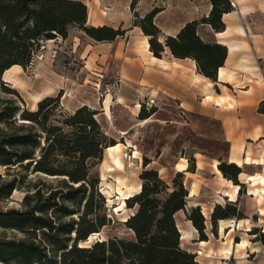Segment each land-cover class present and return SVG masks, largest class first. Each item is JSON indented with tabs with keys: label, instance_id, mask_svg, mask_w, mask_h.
I'll use <instances>...</instances> for the list:
<instances>
[{
	"label": "crops",
	"instance_id": "0c3cea01",
	"mask_svg": "<svg viewBox=\"0 0 264 264\" xmlns=\"http://www.w3.org/2000/svg\"><path fill=\"white\" fill-rule=\"evenodd\" d=\"M77 1L87 7V25L121 28L125 34L112 41H96L78 26H71L65 38L56 36L46 42L41 60L27 69L13 64L0 78L19 92L31 110L42 98L59 91L66 108L93 105L99 85L108 87L119 79L116 103L138 111L143 99L171 100L182 112L199 114L202 138L223 143V156L213 158L195 152L194 170H188L186 159L177 162L176 168L165 165L157 169L168 177L183 172L188 192L186 210L199 206L206 217L207 239L199 240L185 213L182 217L180 210L174 214L180 246L194 253L200 264H227L230 260L235 264H264V247L249 233L253 227L264 230V0H230L233 7L222 14V31L207 23L196 26L204 42H217L227 49L216 81L199 73L194 59L176 58L167 47L160 57L154 56L149 36L135 23L156 9L153 21L163 43L186 23L208 16L209 0H135L134 7L133 0ZM102 97L101 110L106 114L110 93L104 90ZM107 152V159L121 168V143L107 147ZM220 161L241 168L237 177L240 184L222 175L217 168ZM136 189L122 188L134 194ZM226 202L235 203L245 217L219 219L214 234L208 216L215 204ZM235 236L239 237L237 242Z\"/></svg>",
	"mask_w": 264,
	"mask_h": 264
},
{
	"label": "trees",
	"instance_id": "16d2710c",
	"mask_svg": "<svg viewBox=\"0 0 264 264\" xmlns=\"http://www.w3.org/2000/svg\"><path fill=\"white\" fill-rule=\"evenodd\" d=\"M209 1L208 16L186 23L175 36H167L163 43L159 41V29L153 21L156 9L137 18L135 23L149 36V49L154 56L160 57L167 47L176 58L194 59L198 72L216 81V71L223 64L227 49L217 42H204L197 35L196 26L207 23L214 30L222 31V14L233 6L230 0ZM134 4L135 0L132 7ZM86 16V5L77 0H0V76L13 64L27 69L32 63L38 38H65L70 26H78L96 41H112L125 34L121 28L89 26ZM0 84L4 86L5 82L0 79ZM7 89L15 98L0 97V166L8 170L14 166L15 173L8 179L0 174V199L9 197L14 189L23 185L24 171L63 177L56 188H42L43 182L32 185L33 192L27 188L21 201L23 209L0 210V227L24 234L21 239L0 237L1 262L200 264L194 253L181 248L174 218V214L186 205L188 192L183 181L173 179L172 188L167 191L168 184L152 169L139 174L143 181L139 192L125 201L126 207H137L124 221L134 232V239L111 238L96 241L90 247L79 246V242L109 222L106 213L97 212V207H103V197L97 190V179L88 176L87 160L101 161L103 150L116 142L101 130L95 118L96 110L86 105L69 115L63 126L48 124L51 110L58 105L62 91L42 98L36 109L30 110L18 104V101H24L17 90ZM141 113L140 109L139 117L145 118L147 114ZM42 138L44 144H41ZM58 156L64 158L59 166L54 164ZM218 169L234 184H240L237 177L241 168L237 164L220 161ZM162 192L166 194L163 198L159 197ZM234 217H245L235 203L215 204L210 214L212 232L215 234L219 219ZM186 219L197 229L198 239L206 240L205 218L200 207H190ZM37 233H40L38 239ZM249 233L255 234V240L264 246V231L253 227ZM238 240L235 236L234 241ZM227 264L235 263L230 260Z\"/></svg>",
	"mask_w": 264,
	"mask_h": 264
},
{
	"label": "rangeland",
	"instance_id": "374dc122",
	"mask_svg": "<svg viewBox=\"0 0 264 264\" xmlns=\"http://www.w3.org/2000/svg\"><path fill=\"white\" fill-rule=\"evenodd\" d=\"M46 49H44L43 52ZM35 61L37 60L32 59V63ZM112 80L114 81V78H112ZM118 80L117 83H115V81L110 83L108 86L109 88L106 87L105 84H102V88H100L99 85L98 90H96L94 104L90 106L86 105L96 110L97 113L95 114V118L99 122L104 134L116 143H121L119 157L122 161V167H114L111 163V159H107L109 155L108 152L105 154L106 148L103 150L101 161L97 159L87 160L88 176L89 178L97 179L96 187L103 197V207H97V212L100 214L106 213L109 222L98 232L92 233L86 240L79 242L78 245L82 247H90L96 241H103L111 238L134 239V232L125 225L124 221L136 211L137 207H126V202L122 208L119 207L120 199L117 193L118 189H136L139 185L141 186L143 181L139 178V174L143 170H156L158 176L168 184L169 187L167 191H169L172 188L173 179L177 182L183 181L185 186L183 172L177 171L172 174L171 177H168L166 172H158V168L165 165L169 167L174 166L176 168L175 164L177 162L186 159L188 161V170L191 171V167L195 162L193 157L195 152H202L213 158L222 157L225 152L223 143L211 138H202L199 131L201 130L202 124L201 116L197 113L182 112L174 101L155 102L154 100L146 98L139 101L138 111L137 109L135 111V109L132 108L133 106L128 104L116 103L114 96L117 88L120 86V81ZM7 88L13 87L6 82L4 86L0 84V97L15 98L14 94L10 93ZM103 89L107 94L110 93L111 98L108 108L105 111L106 114L101 110L104 101V97H102L104 92ZM61 97L58 105L51 110L48 124L63 126V121L78 107L82 106L78 105L76 107L66 108L61 104ZM18 104L21 108H27L23 102L18 101ZM135 105H137V103L134 104V106ZM34 109H36V107ZM140 109L142 110V115L145 116V113L147 114L145 118L139 117ZM17 121H21L18 116ZM209 129L211 130L212 128ZM41 144H44L43 138ZM133 155L136 157H132ZM56 159L58 160L54 162L55 165L59 166L63 164L64 158L62 156H58ZM145 162H147V164H145ZM178 172H181V174H177ZM14 173V166H12L10 170L6 169L5 166H0V174L2 177L8 179L12 177ZM24 174H26V177L24 178L23 185L20 188L14 189L9 197L0 199V210L6 211L12 208L19 210L23 209L21 201L24 194L27 192V188L32 189V185L35 183L40 184L41 182L44 183L42 188H56L58 186V181L63 177L61 175L35 174L31 171H27L26 173L24 171ZM39 179L41 180L39 181ZM26 184H29V187ZM159 188L162 189V187ZM165 195V192H162L159 194V197L163 198ZM189 208L190 207H188V209ZM186 211V208L180 209L179 216L182 217L183 212L186 216ZM204 212H206V210H204ZM204 218L206 220L205 216ZM208 218L210 220V215ZM37 234L38 239L40 233ZM253 235L255 237V234ZM0 237L21 239L24 237V234L15 229L0 227ZM57 256L60 258V253H57ZM0 264L16 263H3L0 261Z\"/></svg>",
	"mask_w": 264,
	"mask_h": 264
},
{
	"label": "built area",
	"instance_id": "2783aa9c",
	"mask_svg": "<svg viewBox=\"0 0 264 264\" xmlns=\"http://www.w3.org/2000/svg\"><path fill=\"white\" fill-rule=\"evenodd\" d=\"M49 39H46L44 37H40L37 40V46L35 47L33 53H32V59L38 60L43 57V50L46 49V42Z\"/></svg>",
	"mask_w": 264,
	"mask_h": 264
},
{
	"label": "bare ground",
	"instance_id": "6f19581e",
	"mask_svg": "<svg viewBox=\"0 0 264 264\" xmlns=\"http://www.w3.org/2000/svg\"><path fill=\"white\" fill-rule=\"evenodd\" d=\"M118 163V162H117ZM120 165V164H119ZM141 187V186H140ZM140 187L139 188H137L136 190H137V192H139V190H140ZM135 192V191H134ZM118 195H119V199H120V202H119V207H123L124 206V203H125V199L126 198H128V197H130V196H132V195H134V193H133V191H126V192H124L122 189H118V193H117ZM136 194V193H135Z\"/></svg>",
	"mask_w": 264,
	"mask_h": 264
}]
</instances>
